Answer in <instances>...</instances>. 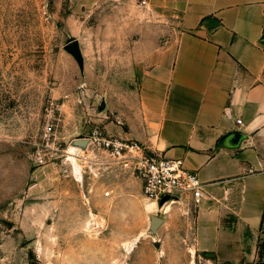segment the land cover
Masks as SVG:
<instances>
[{
    "label": "rangeland",
    "instance_id": "rangeland-1",
    "mask_svg": "<svg viewBox=\"0 0 264 264\" xmlns=\"http://www.w3.org/2000/svg\"><path fill=\"white\" fill-rule=\"evenodd\" d=\"M137 3L0 0V264H202L189 251L193 202L149 212L130 165L74 145L113 135L134 114L149 51L177 39L175 17ZM151 28L162 33H149V46ZM74 39L83 67L67 48ZM71 146L80 148L78 174ZM154 216L165 221L155 232ZM261 261L264 237L249 264Z\"/></svg>",
    "mask_w": 264,
    "mask_h": 264
},
{
    "label": "crops",
    "instance_id": "crops-1",
    "mask_svg": "<svg viewBox=\"0 0 264 264\" xmlns=\"http://www.w3.org/2000/svg\"><path fill=\"white\" fill-rule=\"evenodd\" d=\"M72 1L86 10L138 5ZM147 1L161 19L175 17L180 32L149 51L140 105L111 130L199 174L204 197L189 232L196 260L249 264L264 237V0ZM153 32L162 33L147 31L149 46Z\"/></svg>",
    "mask_w": 264,
    "mask_h": 264
},
{
    "label": "built area",
    "instance_id": "built-area-1",
    "mask_svg": "<svg viewBox=\"0 0 264 264\" xmlns=\"http://www.w3.org/2000/svg\"><path fill=\"white\" fill-rule=\"evenodd\" d=\"M242 123V120H238ZM49 124L46 136H52ZM89 139L90 146L105 153L116 162L130 165L141 180L143 194L160 202L191 201L198 206L204 197V182L199 174L185 166L182 159H172L159 150H149L134 139L97 132ZM42 157V156H41ZM43 159V158H41Z\"/></svg>",
    "mask_w": 264,
    "mask_h": 264
},
{
    "label": "water",
    "instance_id": "water-1",
    "mask_svg": "<svg viewBox=\"0 0 264 264\" xmlns=\"http://www.w3.org/2000/svg\"><path fill=\"white\" fill-rule=\"evenodd\" d=\"M67 48L75 55V57L78 59L81 66H84V57L81 51L80 43L77 39H74L70 41L67 44ZM89 144L88 138H77L74 140V145L80 146V147H87ZM165 202V199H163L160 203L163 204ZM164 222L162 218L159 217H152L151 220V229L155 232L157 228Z\"/></svg>",
    "mask_w": 264,
    "mask_h": 264
},
{
    "label": "bare ground",
    "instance_id": "bare-ground-1",
    "mask_svg": "<svg viewBox=\"0 0 264 264\" xmlns=\"http://www.w3.org/2000/svg\"><path fill=\"white\" fill-rule=\"evenodd\" d=\"M71 152H70V155H69V158L70 159H72L73 161H74V164H75V170H76V172H77V174L79 173V171H80V168H81V164L78 162V160H80L81 159V157L79 158L78 157V151L77 150H79L76 146H71ZM169 203H167L166 205H165V207L168 205ZM145 206H146V208L149 210V212H153V211H156L157 210V208H159V204H158V202L157 201H155V200H151V199H149V198H145ZM164 207V208H165ZM131 247L129 246V249H130Z\"/></svg>",
    "mask_w": 264,
    "mask_h": 264
},
{
    "label": "trees",
    "instance_id": "trees-1",
    "mask_svg": "<svg viewBox=\"0 0 264 264\" xmlns=\"http://www.w3.org/2000/svg\"><path fill=\"white\" fill-rule=\"evenodd\" d=\"M258 264H264V261L259 262Z\"/></svg>",
    "mask_w": 264,
    "mask_h": 264
}]
</instances>
